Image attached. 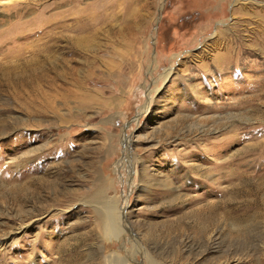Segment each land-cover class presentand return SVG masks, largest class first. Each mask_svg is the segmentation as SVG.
Wrapping results in <instances>:
<instances>
[{
	"label": "rangeland",
	"instance_id": "obj_1",
	"mask_svg": "<svg viewBox=\"0 0 264 264\" xmlns=\"http://www.w3.org/2000/svg\"><path fill=\"white\" fill-rule=\"evenodd\" d=\"M0 264H264V0H0Z\"/></svg>",
	"mask_w": 264,
	"mask_h": 264
},
{
	"label": "bare ground",
	"instance_id": "obj_2",
	"mask_svg": "<svg viewBox=\"0 0 264 264\" xmlns=\"http://www.w3.org/2000/svg\"><path fill=\"white\" fill-rule=\"evenodd\" d=\"M75 7H76V5H75ZM84 10L85 9L77 8V12L75 13V17L73 19L76 22V24L75 25L72 24L71 26H69V25L66 26L68 30H71L72 32H75L76 36L72 37V38L71 37H66V39L71 41L70 43L75 48V50H78L79 55L82 54V53L84 54V56L91 55V58L94 59L95 58L94 55L96 54V51L98 50L97 48L99 47L96 41L98 40V34H99L100 29L99 28H95L97 20H94V19L87 26L81 23ZM66 19H67V17H66ZM63 22H60L59 24L52 25V26H54L55 29H57V28H61V29L65 28ZM55 34L56 33H54L53 36H51V38L54 37ZM18 56H19V54H18ZM92 56H94V57H92ZM21 59H23V58H21ZM48 59H49L48 60V65L46 66V68H49V72H47L48 69H46L45 67L39 66V67L35 68L33 66V63H27L25 65L20 64V66L16 67V69L12 67L13 68V72L12 73H16L15 77L21 78V81H23L21 83V87H22V89H27L28 90V91H26L27 97L31 101H34V100L45 101L46 100V95L44 94V92L42 91V87L40 86V85H43V83H46V85H51V86H55V85L58 86V83L60 82L61 86L64 87V85L67 84L68 82H70L71 79L75 80L76 82H81L80 81V79H81V71L79 69H77V68H73L72 69V68H69V67L68 68L64 67L63 69H60L59 68L60 66H59V64L57 62L58 59L56 60V58L52 57V56H50ZM9 63L10 62H8V64ZM12 63H13V61H12ZM92 68L93 67H90V69H92ZM49 73H51L52 76H50ZM170 74H172V71H169L167 73L166 78ZM64 89L65 88H63L62 90H64ZM62 96H63V94H62ZM25 97H26V95L22 96V93H21V97H19V99H22V98H25ZM37 101H35V102H37Z\"/></svg>",
	"mask_w": 264,
	"mask_h": 264
}]
</instances>
